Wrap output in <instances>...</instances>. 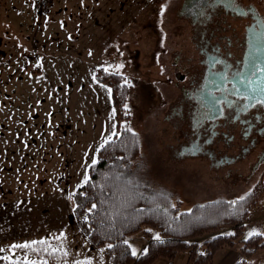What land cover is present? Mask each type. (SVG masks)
<instances>
[{
	"label": "rangeland",
	"instance_id": "1",
	"mask_svg": "<svg viewBox=\"0 0 264 264\" xmlns=\"http://www.w3.org/2000/svg\"><path fill=\"white\" fill-rule=\"evenodd\" d=\"M34 1L0 0V258L111 264L105 246L93 245L74 215L76 191L101 145L117 133L112 89L97 80L100 70L121 74L130 87L122 120L140 140L132 169L181 201V210L238 199L264 185V165L253 175L248 168L253 156L217 170L202 157L176 159L172 153L179 132L164 120L173 98L162 93L172 89L167 81L172 68L164 58L188 43L187 33L176 38V30L188 29L177 18L183 0H54L61 14L51 9L42 17ZM252 1L264 11V0ZM91 44L101 54L86 53ZM72 47L80 49L75 53ZM252 233L264 240V194L251 208L242 237L220 250L213 264L242 261L243 241ZM157 236L156 229L145 227L126 241L139 254ZM32 241H45L57 257L35 253L36 244L29 250L12 247ZM187 258L180 253L173 262L161 258L153 264H187ZM248 263L264 264V247Z\"/></svg>",
	"mask_w": 264,
	"mask_h": 264
},
{
	"label": "trees",
	"instance_id": "2",
	"mask_svg": "<svg viewBox=\"0 0 264 264\" xmlns=\"http://www.w3.org/2000/svg\"><path fill=\"white\" fill-rule=\"evenodd\" d=\"M167 1L154 0L157 4ZM96 78L112 88L117 133L100 147L87 182L74 195L79 229L93 245L105 246L104 255L111 264H153L161 258L173 262L180 253L188 254L187 264H213L220 250L233 247L242 237L251 208L264 194V185L238 199L198 202L181 210V201L157 190L132 169L140 154V140L126 119L122 120L129 85L121 74L113 72L100 70ZM145 227L156 229L159 239H150L145 249L133 256L125 241ZM228 228L230 232L225 231ZM34 247L35 253L45 254V244ZM263 247L262 235H251L243 241V260L236 264H250L248 260ZM48 252L52 253L51 249ZM26 262L0 258V264Z\"/></svg>",
	"mask_w": 264,
	"mask_h": 264
},
{
	"label": "flooded vegetation",
	"instance_id": "3",
	"mask_svg": "<svg viewBox=\"0 0 264 264\" xmlns=\"http://www.w3.org/2000/svg\"><path fill=\"white\" fill-rule=\"evenodd\" d=\"M262 11L252 0L182 1L177 18L188 32L179 28L176 38L187 33L188 43L171 51L172 89L162 90L173 97L164 120L179 132L176 159L202 157L221 170L253 156L251 175L263 168L264 103H256L260 93L248 80L264 77L245 68L249 42L264 32Z\"/></svg>",
	"mask_w": 264,
	"mask_h": 264
},
{
	"label": "snow or ice",
	"instance_id": "4",
	"mask_svg": "<svg viewBox=\"0 0 264 264\" xmlns=\"http://www.w3.org/2000/svg\"><path fill=\"white\" fill-rule=\"evenodd\" d=\"M229 2L231 4H235V0H229ZM262 27H264V24L261 25ZM248 62L251 65V74L253 76L256 75V72L259 71L262 75V77H264V32L260 33V35L258 37L254 38V42H253V46L250 49V53L248 56ZM247 75V74H245ZM252 83H257L258 87L257 89H252L253 92L258 91L260 93V98L256 99V103H264V79H262L259 82H255L252 81L251 79L248 80V84H252ZM250 99H254L255 97H249ZM130 130V129H129ZM112 135H116L115 132L112 133ZM108 141H105V143H107ZM101 147H103V145H101ZM96 160L92 161V164H96ZM85 182H87V177L85 178ZM71 198V196L69 197ZM96 205L93 204L92 208L95 209ZM89 211L91 212L92 209H89ZM87 219V217H85V220ZM259 233H252L251 235H258ZM62 235V234H61ZM156 239L158 240L159 237L157 236ZM44 244L46 243L45 241H32L31 243H24V244H18V245H13L12 247L14 248H33V245L35 244ZM125 243H127V241H125ZM109 247L111 248L112 245H109ZM34 251H36V249H33ZM44 251H48L47 248L43 249ZM0 251H3V249H0ZM57 250L53 249L52 253L49 254H54ZM64 255L66 256L67 253L64 252ZM131 255L136 256L137 252L135 249L132 250ZM5 259H8L7 257H5ZM27 264V262H26ZM32 264H35V262H32ZM78 264H81V262H78ZM87 264H90V261L87 262Z\"/></svg>",
	"mask_w": 264,
	"mask_h": 264
},
{
	"label": "crops",
	"instance_id": "5",
	"mask_svg": "<svg viewBox=\"0 0 264 264\" xmlns=\"http://www.w3.org/2000/svg\"><path fill=\"white\" fill-rule=\"evenodd\" d=\"M54 7H55V5H54V3H53V5H52V10H55L54 9ZM61 9L59 8L58 10H57V8H56V12H58L57 13V16H59L58 14H61V11H60ZM52 15V14H51ZM48 20H49V18H48ZM56 20V19H55ZM54 20V21H55ZM54 21H52V22H54ZM54 23H57L56 21L54 22ZM179 24V23H178ZM73 25L71 24V27H72ZM175 29H177L178 27L175 25ZM65 35V34H64ZM66 35H67V33H66ZM69 37V36H68ZM69 40H71V42L72 43H75V42H77L78 40H72V39H70V38H68ZM84 46V45H83ZM86 48H84L85 50H86V53L87 52H91V55H93V56H95V53H96V55H99V54H101V51H99V49L97 48V46H96V44L94 45V47L96 48V49H94V47H93V45L91 44V45H87V46H85ZM180 47V46H179ZM178 46L176 47V48H173V49H170V52L169 53H167L166 55H165V58H164V60H165V62H166V64H169V62L171 61V58H170V55H171V51H174L175 49H178L179 48ZM73 48V50L75 51V53H77L79 50L78 49H80V48H75V47H72ZM100 49H101V47H100ZM95 50H97V51H95ZM81 51V50H80ZM74 53V54H75ZM27 65L25 64V65H23V68L24 69H26L27 71H33L32 70V68H30L29 66H27ZM166 66V65H165ZM42 69V68H41ZM36 71H37V69H35ZM62 70H63V68H62ZM43 71V69L42 70H40V72H42ZM44 71H45V68H44ZM39 72V71H38ZM71 79H73L72 77H70ZM104 84H106V83H104ZM112 89V88H111ZM112 99H113V97H112ZM114 104V103H113ZM115 119H116V112H115Z\"/></svg>",
	"mask_w": 264,
	"mask_h": 264
},
{
	"label": "built area",
	"instance_id": "6",
	"mask_svg": "<svg viewBox=\"0 0 264 264\" xmlns=\"http://www.w3.org/2000/svg\"><path fill=\"white\" fill-rule=\"evenodd\" d=\"M54 0H35L34 5L39 15L48 16Z\"/></svg>",
	"mask_w": 264,
	"mask_h": 264
},
{
	"label": "water",
	"instance_id": "7",
	"mask_svg": "<svg viewBox=\"0 0 264 264\" xmlns=\"http://www.w3.org/2000/svg\"><path fill=\"white\" fill-rule=\"evenodd\" d=\"M252 46H253V41L251 40L250 42H249V50H248V52H247V58H246V66H245V68L246 69H251V65L249 64V62H248V56H249V53H250V49L252 48ZM252 81H255V82H259V80H252ZM252 85L253 86H256V87H258V84L257 83H252Z\"/></svg>",
	"mask_w": 264,
	"mask_h": 264
}]
</instances>
